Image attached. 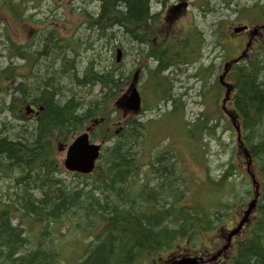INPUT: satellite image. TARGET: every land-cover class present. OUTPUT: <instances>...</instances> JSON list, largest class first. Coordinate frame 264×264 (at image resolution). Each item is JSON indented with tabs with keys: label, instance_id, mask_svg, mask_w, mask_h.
<instances>
[{
	"label": "trees",
	"instance_id": "1",
	"mask_svg": "<svg viewBox=\"0 0 264 264\" xmlns=\"http://www.w3.org/2000/svg\"><path fill=\"white\" fill-rule=\"evenodd\" d=\"M83 1L97 4L95 11L85 13L86 31L94 28L99 40L111 33L108 39L111 45H118L119 38L144 47L145 53L150 50L161 21L158 12L151 13L152 0ZM154 1L162 3V0ZM232 1L220 0V3L228 8ZM214 5L211 0H198L199 9L207 8L206 12H217ZM242 10L248 19L253 15L252 9ZM216 32L214 44H219L223 35L222 31ZM52 35L50 31L44 34L43 49L31 53L29 47L15 45L8 35L0 39L6 54L5 57L0 54V65L4 60L7 62L0 67V78L11 83L16 77L21 78L18 87L13 88L9 104H5L11 120L0 119L3 133L0 135V264H66L58 257L55 245L72 231L78 233V254L71 264H140L147 259L152 263L155 257L159 260L182 240L196 241L213 232L222 235L226 220L239 214L254 196L257 199L252 224L223 264H264V46L252 59L233 65L226 76L232 87L226 105L236 115L242 146H237L233 161L227 163L220 179L209 183L222 198L219 197L214 209L207 210L185 200L188 189L175 166L174 154H167L171 150L151 157L147 165L141 162L139 150L145 125L135 119L122 120L117 108H109L110 100L123 91L124 79L128 78H121L112 69L93 72L90 67L85 68L80 78L72 58L65 62V54L60 71H48L59 48L73 50L69 45L71 40L69 44L66 39L63 43L62 38ZM199 40L189 33L188 38L172 37L165 50L148 54L157 63L151 80L158 85L155 93L161 91L163 100L170 92L171 83L180 84L189 76L185 66L196 63L197 51L204 43L203 38ZM143 43L148 48L141 46ZM115 50L121 51L119 47ZM47 51L50 56H46ZM145 53L137 51V56ZM41 55H45L46 61L41 60ZM29 58V71L17 76L15 66L21 62L18 68L26 67ZM165 70L171 73H161ZM202 70L212 74L211 67L199 66L190 76L196 80L204 74ZM66 77L74 84L98 85L104 92L98 100L86 104L75 97L62 99V80ZM30 79L32 82L25 87ZM225 93L224 89L223 98ZM172 100L175 104L171 111L179 108V95L169 102ZM29 111L34 112L26 120ZM113 115L121 118L114 119ZM208 123V117L203 114L187 130L197 137L210 129ZM83 132H89L92 140L100 139L103 145H110L102 148L92 174H74L78 181L72 186L57 178L56 174L64 169L56 156ZM242 150L247 151L248 158ZM248 160L258 187L252 186L246 174L243 175ZM141 166H145L144 172ZM235 175H243L240 184L248 183L249 187L243 191L237 185L236 189L232 188ZM13 217L25 228L11 225ZM38 227L42 231L34 240ZM43 236L47 240L42 242ZM26 246H29L27 251Z\"/></svg>",
	"mask_w": 264,
	"mask_h": 264
},
{
	"label": "rangeland",
	"instance_id": "2",
	"mask_svg": "<svg viewBox=\"0 0 264 264\" xmlns=\"http://www.w3.org/2000/svg\"><path fill=\"white\" fill-rule=\"evenodd\" d=\"M161 2L160 4L152 0L151 13L158 12L161 21L159 33L152 38L155 41L147 53H145L144 47L141 49L139 45L126 43L119 38H117L118 45L108 44L111 33L108 34V37L104 36L105 38L102 37L99 40L96 38L97 32L95 33L94 28L86 31V24L83 23L85 21V13L86 11H95L97 4L94 2H84L83 0H24V16L27 23L25 27L22 26L21 17L19 18L18 15L12 16L8 12L10 7L7 5V3L19 5L18 10L23 11V0H0V9L3 10L0 15V39L1 37L4 39L7 35L13 36L16 41L13 43L16 45V43L21 44L24 42L29 47V53L43 49L42 37L49 31L53 33L52 38L60 37L63 43L66 42L65 39L67 40V44L71 40V44L69 45H71L73 50L59 48L57 58L48 71H60L61 59L65 54L67 56L65 62L68 63L69 58H72L75 63L77 76L80 78L83 77L84 70L87 67H90L93 72L112 69L121 78L127 77L128 79H124L123 91L116 93L112 101L110 100L109 108L114 107V99L126 92L129 83L132 81L133 74L137 72L136 85L142 98L143 108L138 116L127 115L125 119L128 121L135 119L145 125V137L139 150L141 162L147 165L151 157L162 155L165 153V150H171L167 154H174L175 166L188 189L185 200L191 203H198L205 207V209L211 210L215 208L220 193L212 186L211 188L209 183L220 179L223 171L227 168V163L233 161L232 156L237 149L236 134L230 124L231 121L220 109L224 89L219 85L218 77L226 63L239 55L246 42L245 37L242 36L229 40L230 37H233L231 33L232 28L241 24L251 25L252 21H250V18L252 17L253 20V15L248 19L245 16L247 13H244L242 9L251 10L253 3L264 4V0H233L228 8L220 3V0H213L212 2L215 3L214 6L217 8V12L214 11L213 13L211 11L206 12L207 8L200 10L198 0H162ZM183 3L186 4L185 7L181 6L177 11L169 15V10ZM168 16L170 17L168 18ZM181 29L185 30L181 32ZM172 30L178 31L179 35L185 33L186 38H188L189 33L190 37H193L196 41H200L199 39L203 38L204 43H201L197 51L198 56L196 55L194 60L196 63L192 66H185V71L189 72V76L186 75V79H183L180 84L171 83V86H169L170 92L166 96V99L163 100L161 91L155 93L158 85L155 81L151 80L152 73L156 71L157 63H155L154 58L151 60L150 55L156 53L158 49L164 48L165 50L168 47L166 43L168 39H172L168 37L172 33ZM215 30L222 31L223 37L219 38V44H214L217 38L216 34L218 33ZM195 35H198L199 39ZM115 47L121 49V56L118 62L115 61ZM179 48L180 46L172 49L177 50ZM65 50H67V54ZM137 51H143L145 54L138 57ZM149 53L150 55H148ZM0 54L3 57L6 55L2 45H0ZM46 56H50L49 51H47ZM40 57H42V61H46L43 59L45 55H41ZM51 57L54 58L53 55ZM5 63H7L6 60L3 61V65H0V67L5 66ZM30 65L31 58H29L26 67L16 68L14 72L17 76L26 74L29 71ZM199 66L204 69L211 67L210 72L212 74H207V70H202L204 74L198 75L196 80L193 79L190 76V72ZM166 71L161 73L164 75L171 73L170 71ZM64 79V81L62 80V96L60 95L62 99L75 97L76 100L86 104L90 100H98L104 92L98 85H78L69 81L67 77ZM225 79V82L231 85V81L229 82L227 78ZM20 82L21 78L18 77L12 83L11 81L5 82L0 78V119L5 118L8 122L11 120L6 114L5 104H9L10 95L14 93L13 88L18 87ZM31 82V79L28 80L25 83V87H28ZM201 86L202 90L205 88L202 97L199 96L200 91H202ZM177 95H179L177 103L179 108L171 111L175 103L174 100L171 102L169 100L173 97L175 98ZM226 107L229 109L227 105ZM203 114L208 117V125L211 127L204 131L202 135L199 133V136L194 137L189 133L187 127L189 129V125L197 122V119L201 118ZM117 117L119 118L120 115H113L114 119H118ZM123 124L124 121H122V126H124ZM2 134V131H0V135ZM99 140L91 141L99 144ZM109 145L110 143H106L103 147H108ZM58 154L56 158L62 161L64 150ZM172 161L174 162V160ZM145 169V166H141V171L144 172ZM243 171L246 172L245 164ZM56 175L57 178L62 179L67 184H71L72 186L77 184L78 179L74 177V174L65 170ZM243 175L233 176L234 182L232 188L236 189L237 185L240 186L237 189L243 191L249 187L248 183L240 184ZM232 192L233 189L230 190V193ZM142 209L143 207L139 208V210ZM242 210L239 214L231 215L221 229L225 231V229L230 230L234 228L241 218ZM10 223L13 226L25 228L24 225H19L17 217L11 218ZM249 224L252 223L250 222ZM248 228L249 225L237 237L233 244L234 247L235 243L244 237V233L247 232ZM36 230L34 240L37 239L36 236L42 231V228L38 227ZM61 232L66 234L63 229ZM214 235L217 236V239L213 238ZM77 236L78 233L72 231V234L68 235L65 239L57 240L56 242L55 246L58 249V257L65 261L66 264H71L78 254L76 250L78 248ZM225 236L226 233L222 237L221 235L218 236L217 232H213L201 236L193 243H191V240L188 243L185 240L181 241L173 246L174 248L170 250V252H173H168L170 254L166 259L169 260L184 251L194 254L198 252L204 253L208 259L212 255H215L223 246ZM43 240H47V238L43 236L41 241L43 242ZM217 240L220 241V244L213 245L214 243L216 244ZM43 245L46 244L44 243ZM28 247L26 246L24 250L27 251ZM207 248L212 249L206 251L205 249ZM69 250L73 251L69 253ZM228 256L229 253L225 255L226 259ZM148 261V259L144 260V263L140 262V264H150ZM222 262L223 260H220L216 264H223Z\"/></svg>",
	"mask_w": 264,
	"mask_h": 264
},
{
	"label": "water",
	"instance_id": "3",
	"mask_svg": "<svg viewBox=\"0 0 264 264\" xmlns=\"http://www.w3.org/2000/svg\"><path fill=\"white\" fill-rule=\"evenodd\" d=\"M246 27H238L233 29L235 34L244 31ZM120 51H117L116 61H119ZM119 105L124 109L125 112L137 113L140 108V98L137 90L135 88H130L128 93L121 98V101L118 102ZM237 132L238 129L236 128ZM239 136V135H238ZM101 150V145H95L90 143L89 136L87 133L78 135L72 143L68 146L65 152L64 160L62 165L65 170L77 173L80 175H89L93 172L95 168V163L99 158ZM249 165V164H248ZM250 179L253 184H256L254 177L248 171ZM256 206V198L252 199L246 206V209L243 212V216L237 224L236 228L228 233L227 244L230 243V240L233 236L237 235L242 226L246 224L249 220V216L252 210ZM228 245H226L223 250H226ZM219 253L217 256H219ZM216 257L213 258L215 260ZM175 264H197L195 259L184 258L177 261Z\"/></svg>",
	"mask_w": 264,
	"mask_h": 264
},
{
	"label": "flooded vegetation",
	"instance_id": "4",
	"mask_svg": "<svg viewBox=\"0 0 264 264\" xmlns=\"http://www.w3.org/2000/svg\"><path fill=\"white\" fill-rule=\"evenodd\" d=\"M11 6H16V5L11 4ZM17 7L19 8V5H17ZM179 8L180 7L177 6L173 9L169 10V15L173 14V12L177 11ZM22 9H23V11H18V10H15L13 7H10L8 9V12L12 16L18 15L19 18L21 17L22 26L25 27V26H27V23H26L25 16H24V14H25L24 13V0L22 3ZM251 9L253 11V20L251 22V25H248L247 31H244L239 35H233V37L229 38V40H232L234 38H238L239 36H242V37H245L244 39H246L243 50L241 51L242 53L241 52L239 53V54H241V59H242L240 62H242L243 58H245V57L247 59H252L253 57H255L256 54H258L260 52L261 47L264 46V4L263 3L258 4V8H257V7H255V4L253 3ZM2 11L3 10L0 9V15L2 14ZM261 11H263V12L261 13ZM169 17L170 16H168V18ZM175 18H177V17L175 16ZM177 36H179V34L176 33V30H172V33L168 35V37H171V38L172 37L176 38ZM10 39L12 41L15 40V38L13 36L10 37ZM24 46L27 47L26 44H24ZM141 46H146L148 48V45L146 43L141 44ZM31 116H32V113L28 114L26 116L27 117L26 120H29ZM202 254L196 253V255H191L189 252L184 251V252L179 253L175 257H173L174 258L173 260L180 259L183 256L197 258V257L202 256ZM173 260H167L166 263H163V264H168V261L172 262ZM153 264H157L155 260L153 261Z\"/></svg>",
	"mask_w": 264,
	"mask_h": 264
},
{
	"label": "bare ground",
	"instance_id": "5",
	"mask_svg": "<svg viewBox=\"0 0 264 264\" xmlns=\"http://www.w3.org/2000/svg\"><path fill=\"white\" fill-rule=\"evenodd\" d=\"M211 1H213V0H211ZM216 2V1H215ZM153 64V63H152ZM229 63H227L225 66H224V68L228 65Z\"/></svg>",
	"mask_w": 264,
	"mask_h": 264
}]
</instances>
